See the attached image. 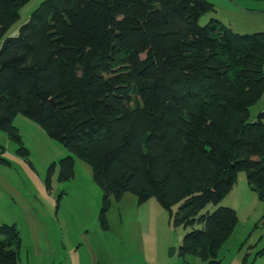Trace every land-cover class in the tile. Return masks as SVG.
<instances>
[{
	"label": "trees",
	"instance_id": "obj_1",
	"mask_svg": "<svg viewBox=\"0 0 264 264\" xmlns=\"http://www.w3.org/2000/svg\"><path fill=\"white\" fill-rule=\"evenodd\" d=\"M29 1L0 0V130L17 156L30 163L14 126L22 115L71 153L59 182L74 177L76 159L90 165L104 229L111 199L155 198L178 206L176 226H201L180 256L220 264L238 223L221 202L239 172L264 203V113L251 115L264 95V32L202 26L208 0H47L7 37ZM5 154L0 145L10 166ZM21 247L17 226L1 225L0 264H18Z\"/></svg>",
	"mask_w": 264,
	"mask_h": 264
},
{
	"label": "rangeland",
	"instance_id": "obj_2",
	"mask_svg": "<svg viewBox=\"0 0 264 264\" xmlns=\"http://www.w3.org/2000/svg\"><path fill=\"white\" fill-rule=\"evenodd\" d=\"M45 1L47 0H30L21 8L19 20L9 30L7 37H17L20 28L29 22L32 13ZM208 1L213 5V10L201 17L202 26L215 19L241 35L264 32V0ZM252 117H254L253 114ZM14 126L19 128L22 141L30 151V165L34 166L35 170L29 168L34 178L46 179L50 166L54 164L53 177L54 181H57L60 172L59 161L71 153L59 142L49 138L39 125L22 115L15 118ZM0 145L6 149V153L16 152L19 148L17 143L2 130H0ZM2 168H5L7 175L16 181L20 190L26 191L33 188L28 172L21 171L17 166H13L10 170L0 165V170ZM75 168L77 180L81 179L86 187L88 182L93 183L94 192L101 194L103 199L102 188L93 182V170L90 165L76 159ZM59 186L61 191L63 184L59 182ZM249 188L246 171H241L233 190L221 202V206L236 211L238 223L233 235L221 249L220 264H245L246 257L247 264H264L263 256L256 259V262L254 261L255 254L264 249V203L259 195ZM100 209L94 217L87 216L82 224L86 227L85 234L88 235L89 242L95 250L97 264H205L196 256L182 257L179 254L185 235L194 229H201V226L197 225L188 229L176 226L174 219L178 206L173 207L169 212L163 209L155 198L145 204H140L135 195L128 193L120 202L111 199V206L107 213L108 229H104L98 222ZM214 209L215 207L210 205L207 211L212 212ZM21 215L19 210L15 211L16 218L20 219L22 224ZM81 227L77 226L78 229ZM76 239L77 235L71 245L75 244ZM52 240L54 244L62 241L60 238ZM65 241L67 243L68 239ZM79 243L83 242L78 241ZM69 249L70 247L67 246L64 251L65 256ZM80 250L76 249L72 252L76 256L74 264H94L87 250L85 248H80ZM28 251L26 248L23 249L22 255ZM78 252L81 254L80 257L76 255ZM67 257L61 261L56 257L55 262L52 261V257H44L45 260L42 262L37 259V262L22 261L18 264H72L70 256Z\"/></svg>",
	"mask_w": 264,
	"mask_h": 264
},
{
	"label": "crops",
	"instance_id": "obj_3",
	"mask_svg": "<svg viewBox=\"0 0 264 264\" xmlns=\"http://www.w3.org/2000/svg\"><path fill=\"white\" fill-rule=\"evenodd\" d=\"M260 113H264V95L251 110L253 118H256ZM5 156L11 161V165L1 166L10 168V170L13 169V166H17L21 171L28 172L29 179L32 180L33 184L32 189L22 191L18 188L16 181L7 175L5 168H2L3 171L0 170V226L16 225L19 229L22 237L20 262L30 263L38 260L42 262L45 260L44 257H52V261L55 262L56 257L60 258L59 261H61L70 256L72 264H74V257L76 256L72 253L73 250L85 248L91 260L97 264L95 250L89 242L88 235L85 234L86 227L82 225L87 216L94 217L102 206V195L94 192V184L88 182L87 187L84 186L81 179L77 180L75 168L74 177L62 183L63 189L61 191L58 178L57 182L54 181V177L49 189L45 179L34 178L30 170V168L35 170L34 166L17 156L15 151L6 153ZM93 182L95 183L94 180ZM18 210L22 213V224L20 219L15 216V211ZM77 226L82 227L78 229ZM72 233L73 235H71ZM75 234L77 239L75 244L71 245L72 240L76 237ZM59 238L62 241L54 244L52 239L59 240ZM67 239L68 242L66 243L65 240ZM77 240L83 243L78 244ZM76 245L78 246L76 247ZM67 246L70 249L65 256L64 251ZM25 248L29 251L22 255ZM76 255L77 257L81 256L79 252ZM262 259L264 260V256Z\"/></svg>",
	"mask_w": 264,
	"mask_h": 264
},
{
	"label": "water",
	"instance_id": "obj_4",
	"mask_svg": "<svg viewBox=\"0 0 264 264\" xmlns=\"http://www.w3.org/2000/svg\"><path fill=\"white\" fill-rule=\"evenodd\" d=\"M52 103H53V106L56 107L53 100H52Z\"/></svg>",
	"mask_w": 264,
	"mask_h": 264
}]
</instances>
